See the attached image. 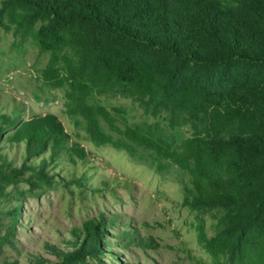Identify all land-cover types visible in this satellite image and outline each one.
Segmentation results:
<instances>
[{"label": "trees", "instance_id": "1", "mask_svg": "<svg viewBox=\"0 0 264 264\" xmlns=\"http://www.w3.org/2000/svg\"><path fill=\"white\" fill-rule=\"evenodd\" d=\"M0 12L50 54L43 81L67 87L68 112L86 120L94 144L135 143L188 172L193 206L219 215L214 235L200 238L219 264H264V0H4ZM106 97L191 135L175 147L159 122L129 125L123 109L98 101ZM13 136L32 158L57 154L47 134ZM83 227L89 248L65 262L100 251L99 226Z\"/></svg>", "mask_w": 264, "mask_h": 264}, {"label": "rangeland", "instance_id": "2", "mask_svg": "<svg viewBox=\"0 0 264 264\" xmlns=\"http://www.w3.org/2000/svg\"><path fill=\"white\" fill-rule=\"evenodd\" d=\"M33 34L17 33L0 12V264H219L204 246L219 215L193 206L188 172L135 143L126 142L130 151L94 144L86 120L68 112L67 87L43 81L50 54L40 52ZM98 101L123 109L129 125L159 122L175 147L191 135L189 126L171 130L130 99ZM100 125L113 141L123 139L105 121ZM115 125L124 128L123 118ZM26 130L51 138L53 159L50 150L32 158L24 143L10 140ZM87 222L101 230L100 251L65 262V255L89 248Z\"/></svg>", "mask_w": 264, "mask_h": 264}]
</instances>
